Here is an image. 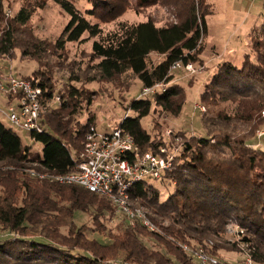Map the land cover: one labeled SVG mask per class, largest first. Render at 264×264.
<instances>
[{"label": "trees", "instance_id": "1", "mask_svg": "<svg viewBox=\"0 0 264 264\" xmlns=\"http://www.w3.org/2000/svg\"><path fill=\"white\" fill-rule=\"evenodd\" d=\"M55 1L70 18L58 38L50 42L36 36L30 26L35 10L48 0H23L14 15L7 14L5 2L0 0V58H12L18 51L21 59L36 61L39 69L23 77L37 79L46 99L55 92L47 57L65 58L68 43L87 38L94 62L84 74L87 82L114 83L128 72L142 86L164 82L166 90L133 98L128 105L133 114H125L121 122L141 152H157L165 133L153 136L141 121L155 107L173 115L181 112L187 92L173 82L171 66L178 60H199L211 3L90 0L91 7L83 11L74 0ZM155 5L168 6L174 19L163 23L153 19L145 9ZM129 10L146 17L119 20ZM117 19L116 27L106 30L105 25ZM154 54L162 56L158 62H154ZM82 77L71 74L66 86L58 90L59 106L43 111L44 131H28L32 144H25L0 118V229L7 232L0 237V264H190L179 243L196 247L209 239L214 241L207 246L213 255L225 259L221 252H232L241 260L239 245L226 238L229 224L243 230L240 243L256 264H264V151L248 143L264 123V15L252 28L251 48L244 52L242 64L223 61L199 94L207 105L229 103V108L205 115L207 136L175 132L182 141L173 167L157 179L172 190L163 197L158 186L140 181L129 191L132 204L145 209L162 233L136 220L133 226L112 234L109 243L90 239L77 228L75 212H86L97 222L114 216V203L83 186L40 179L28 172L64 174L76 169L75 158L85 133L95 124L92 115L85 122L78 119L96 95L94 90L74 84ZM35 142L42 147L35 150Z\"/></svg>", "mask_w": 264, "mask_h": 264}, {"label": "rangeland", "instance_id": "2", "mask_svg": "<svg viewBox=\"0 0 264 264\" xmlns=\"http://www.w3.org/2000/svg\"><path fill=\"white\" fill-rule=\"evenodd\" d=\"M6 11L14 15L23 3V0H4ZM76 6L85 11L91 7L90 0H74ZM211 3L212 13L207 16L208 33L204 39V50L199 60L193 61L197 71L189 73L184 68L173 69V82L186 88L187 98L178 115H173L161 107H155L149 115L142 119V125L154 136L165 133V140H168L166 131L171 129L173 132H186L187 135L207 136V130L203 118L210 115L214 110L229 108V103H221L218 106L207 105L200 101L199 92L203 85L208 81L223 61H231L240 66L243 62L244 52L251 48V31L255 24L259 25L264 15V0H208ZM168 6L155 5L145 9L146 13L151 14L153 19L159 22L173 20L174 16L170 13ZM145 15H137L134 11L129 10L121 15L119 20L128 19L130 21L142 20ZM69 14L55 0H48L43 8H37L32 15L30 26L36 36L41 39L54 42L61 34L69 21ZM117 20L111 21L105 25L106 30L116 27ZM87 36V35H86ZM91 40L85 39L83 42L68 43L66 47V57L57 58L48 56L51 67L49 75L51 76V85L55 92L51 99H43V111L46 108H56L60 104L58 90L69 81L71 74L83 76L81 82L74 81L79 88L90 89L95 91V98L92 104L85 105L78 115V119L85 122L92 115L95 117V125L100 129H106L119 124L125 114L132 115L133 112L128 108L133 98L140 97L142 91L141 81L128 72L122 75L114 83L112 82H87L84 75L92 65L90 60ZM154 62H158L162 56L152 55ZM39 69L36 61L21 59L18 51L16 56L10 58H0V74L25 76L31 75L32 72ZM46 70L45 67L42 69ZM75 72V73H74ZM92 72H90L91 74ZM203 84V85H202ZM6 97L0 94V107H7ZM196 103H202L206 106V111L201 112L195 108ZM128 108V109H127ZM264 116V111L262 112ZM2 121L14 131L18 132L25 144H32L28 131L13 125L4 115L0 114ZM264 130V123L261 124L251 138L249 146L264 151V135L258 136L257 131ZM42 144L35 142L33 148L40 149ZM150 183L161 189L163 197L171 190L157 179H149ZM148 214V213H147ZM74 222L77 228L83 230L85 235L90 239L98 240L102 243L111 242L110 236L118 233L129 225L133 226L124 214H121L117 208L114 216L102 217L94 222L91 215L81 210L75 212ZM64 230V229H63ZM66 231V229L64 230ZM7 232L0 229V237H4ZM11 235L9 234L8 237ZM231 243L236 242L242 251L241 244L236 241V236L227 235ZM214 241L212 239L208 240ZM223 253L225 259L231 261L239 257L236 253ZM242 255V254H241ZM244 255V254H243ZM187 262L194 264L189 258ZM118 264V263H115Z\"/></svg>", "mask_w": 264, "mask_h": 264}, {"label": "built area", "instance_id": "3", "mask_svg": "<svg viewBox=\"0 0 264 264\" xmlns=\"http://www.w3.org/2000/svg\"><path fill=\"white\" fill-rule=\"evenodd\" d=\"M9 14V12H7ZM184 68L189 73L197 71L194 63L182 60L174 62L173 69ZM167 84L159 82L153 86H143L140 96H148L158 91L166 90ZM0 94L6 97L7 107H0V114L4 115L13 125L27 131H44L43 116V88L38 80L23 76L0 74ZM195 108L201 112L206 111V106L196 103ZM119 124L100 129L95 124L88 127L84 143L76 160V169L64 174H52L28 169V172L40 179H48L60 184H77L90 191L109 198L117 210L124 214L131 222L140 221L152 231L162 230L149 217L142 207L134 206L130 199L131 187L140 181L159 179L163 174L172 169L173 160L182 141V136L175 134L171 129L166 131L168 140L159 147L157 152H141L134 137ZM257 135H264V130H258ZM243 230L234 225L227 226V235L236 236L240 243ZM242 246L241 260H227L219 258L207 249L212 246V241L206 245L191 246L186 242L179 243L182 250L188 253L189 259L194 264H256L250 251Z\"/></svg>", "mask_w": 264, "mask_h": 264}, {"label": "crops", "instance_id": "4", "mask_svg": "<svg viewBox=\"0 0 264 264\" xmlns=\"http://www.w3.org/2000/svg\"><path fill=\"white\" fill-rule=\"evenodd\" d=\"M206 82H207V81H206ZM206 82H205V83H206ZM205 83H204V84H205ZM202 85H203V84H202ZM203 86H204V85H203ZM185 89H186V88H185ZM200 92H201V91H200ZM200 92H199V94H200Z\"/></svg>", "mask_w": 264, "mask_h": 264}]
</instances>
